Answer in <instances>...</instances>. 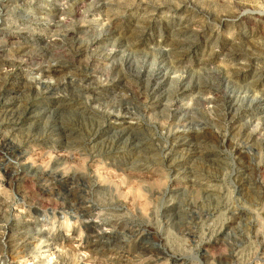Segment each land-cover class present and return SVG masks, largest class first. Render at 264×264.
<instances>
[{"label": "rangeland", "instance_id": "374dc122", "mask_svg": "<svg viewBox=\"0 0 264 264\" xmlns=\"http://www.w3.org/2000/svg\"><path fill=\"white\" fill-rule=\"evenodd\" d=\"M0 124V264H264V0H0Z\"/></svg>", "mask_w": 264, "mask_h": 264}, {"label": "bare ground", "instance_id": "6f19581e", "mask_svg": "<svg viewBox=\"0 0 264 264\" xmlns=\"http://www.w3.org/2000/svg\"><path fill=\"white\" fill-rule=\"evenodd\" d=\"M47 52V51H46ZM35 55V54H34ZM33 59H39V56H34V58ZM33 59H31V60H33ZM30 60V59H29ZM30 60V61H31ZM36 62V61H35ZM57 122V121H56ZM54 123L53 124V126H52V128H50L49 130V132H51V133H53V134H56L57 136H63V137H65V138H71L72 136H74V134H75V132L77 131L74 127H70L68 124H59V122H57V123ZM5 123H15V120H13L12 118H10V119H8V120H6L5 122H1V124H5ZM0 124V125H1ZM49 126H51V124L49 125ZM43 127H45V126H43ZM44 132V131H43ZM122 133V132H121ZM94 134V133H93ZM112 135V134H111ZM75 137V136H74ZM124 138V137H123ZM197 137L196 136H192V135H184V134H182V135H177L176 136V139H177V141H179L178 143H180V142H188V141H190L191 139H196ZM67 141H69V139L67 140ZM199 141V140H198ZM78 142V141H77ZM194 142H195V140H194ZM108 143V142H107ZM173 143V142H172ZM192 143V142H191ZM190 143V144H191ZM198 143V142H197ZM111 144V143H110ZM195 144H193V145H189L188 147H186V148H182V149H179V148H176V146H175V148H172L171 149V152L170 153H168L167 155L170 157V160L172 161V167L173 168H175V167H177L180 163H182L187 157H189V155H191V154H195V153H198V151H199V149L196 147V146H194ZM197 145V144H196ZM171 148V147H170ZM105 149H110V147H109V144H107L106 146H105ZM132 150L134 151V152H136L137 154H141V153H143V152H145V151H147L146 150V148L144 147V146H137L136 148H132ZM177 152H180L179 153V155H176V154H178ZM243 152V151H242ZM241 153V152H240ZM157 154V153H156ZM240 156V155H239ZM182 165V164H181ZM192 167V166H191ZM182 168V167H181ZM171 171V170H170ZM187 171L188 172H191L192 170L190 169V167H188L187 166ZM181 173V172H180ZM201 173V172H200ZM183 174V173H182ZM244 175V174H243ZM192 176V175H191ZM240 185V184H239ZM17 250H18V248H17ZM222 257V256H221ZM220 259V258H219ZM220 261H222V260H220ZM224 261V260H223Z\"/></svg>", "mask_w": 264, "mask_h": 264}]
</instances>
